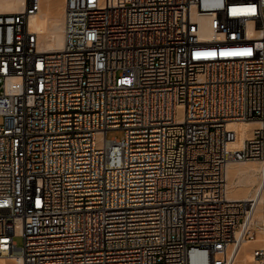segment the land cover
<instances>
[{
	"label": "built area",
	"instance_id": "built-area-1",
	"mask_svg": "<svg viewBox=\"0 0 264 264\" xmlns=\"http://www.w3.org/2000/svg\"><path fill=\"white\" fill-rule=\"evenodd\" d=\"M41 4L0 13V256L264 264V201L226 177L264 159L232 128L264 123V0H64L57 52Z\"/></svg>",
	"mask_w": 264,
	"mask_h": 264
},
{
	"label": "bare ground",
	"instance_id": "bare-ground-1",
	"mask_svg": "<svg viewBox=\"0 0 264 264\" xmlns=\"http://www.w3.org/2000/svg\"><path fill=\"white\" fill-rule=\"evenodd\" d=\"M25 0H0V13L19 12L23 9ZM56 0H42L39 12L30 20V29L38 35V47L42 51L57 52L64 46V4L61 12L56 9ZM57 10V11H56ZM206 31L204 37H208ZM232 128L238 134L239 142L249 139L255 129H263L264 123L247 122L233 124ZM240 145V144H235ZM227 196L232 200L259 201V208L264 201V159L261 161L234 162L227 166ZM261 213H257L260 218ZM252 243H244L240 249L238 261L249 263L252 257L249 253ZM8 258L15 264H22L19 256H0Z\"/></svg>",
	"mask_w": 264,
	"mask_h": 264
},
{
	"label": "rangeland",
	"instance_id": "rangeland-1",
	"mask_svg": "<svg viewBox=\"0 0 264 264\" xmlns=\"http://www.w3.org/2000/svg\"><path fill=\"white\" fill-rule=\"evenodd\" d=\"M63 1L64 0H56V2H55L56 9L57 10L59 9L58 13L61 12V7L63 6ZM0 123H1V120H0ZM122 137H123V132L121 130H111L107 133L108 139H112V138L121 139ZM14 241L16 242L18 247H22L23 239L21 237H15ZM0 264H15V263H13V261L9 260L8 258H0Z\"/></svg>",
	"mask_w": 264,
	"mask_h": 264
}]
</instances>
